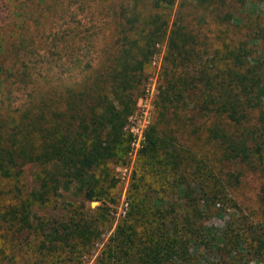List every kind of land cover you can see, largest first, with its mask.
I'll return each mask as SVG.
<instances>
[{
	"label": "trees",
	"instance_id": "16d2710c",
	"mask_svg": "<svg viewBox=\"0 0 264 264\" xmlns=\"http://www.w3.org/2000/svg\"><path fill=\"white\" fill-rule=\"evenodd\" d=\"M194 1L221 23L244 20L210 8L222 0ZM246 1L249 38L209 55L178 0H0V264H89L109 209L85 203L117 187L110 165L131 151L145 69L164 44L157 118L129 210L95 264H200L206 252L216 264L245 252L260 261L264 236L252 224L208 226L239 212L230 194L238 177L221 174L208 147L264 177V22ZM201 133L206 156L192 150ZM28 166L41 168L29 193ZM73 187L85 203L68 220L35 223V207Z\"/></svg>",
	"mask_w": 264,
	"mask_h": 264
},
{
	"label": "rangeland",
	"instance_id": "374dc122",
	"mask_svg": "<svg viewBox=\"0 0 264 264\" xmlns=\"http://www.w3.org/2000/svg\"><path fill=\"white\" fill-rule=\"evenodd\" d=\"M255 3L257 4V12L264 22V0H256ZM180 4L181 0H178L176 10L183 15L186 25L197 36L199 43H206V50L209 51V55L221 47L222 42L238 43L248 39L253 30V25H251L253 18L249 20L246 15L252 7L246 0L215 1L213 7H210L211 9H217L222 14L229 12V14H238L243 17L244 20H242L241 25L238 27L225 21L221 23L215 18V14L211 10L207 12L208 14L206 16V13L200 7H197L198 5L194 0H184L183 6H180ZM203 16L206 17L205 20H202ZM166 56L167 49L166 44H164L158 48L156 57L146 66L145 72L147 79L141 87L137 111L130 120L127 129V134L131 137V151L125 158V163L110 165L112 176L118 181V184L115 189L108 191L110 194L109 198L100 202L85 203L78 194L76 187H73L71 191H61L59 195L52 197L51 202L46 207L34 208L35 223L43 220L50 221L51 223L68 220L74 206L78 207L83 205V203L91 211L99 208L109 209L108 222L103 227L102 239L95 245L89 264H95L100 253L105 249V246L114 235L117 226L127 216L131 186L134 181L135 172L139 167L138 161L140 152L143 150L142 145H146L145 141L148 131L157 118L158 110L156 103L161 94L160 88L167 66ZM202 123L203 121L199 119L197 124L201 125ZM174 136L177 137L180 143L184 144L186 142L184 138H187V134H174ZM192 138L197 140L193 145V152L206 156L205 134H195ZM207 151L212 155V161L219 165L221 174L225 175L226 178L228 175L238 177V183L230 187V194L234 203L239 208V212H237L235 218H233L234 213L228 210L226 214L232 215H229L230 218L228 215H225L223 219L215 217L208 222V226L217 231L222 230L221 228H225L228 220H230L232 225L237 222L241 224V227L252 224L255 227L254 230L257 231L256 236H264V177L259 172L253 171L238 162H221L219 157H217V151L213 150L212 147H208ZM40 176V167L28 166L25 168L23 182L25 184V190L28 193L37 187ZM110 200H114L115 203H112ZM231 204L233 205V203ZM258 247L260 246L258 245ZM261 251L262 256L259 262L253 261L251 258L253 255H248L245 252L244 257L238 261H230L227 264H264V247ZM204 256L200 264H216L215 262L219 260L210 252H206Z\"/></svg>",
	"mask_w": 264,
	"mask_h": 264
},
{
	"label": "built area",
	"instance_id": "2783aa9c",
	"mask_svg": "<svg viewBox=\"0 0 264 264\" xmlns=\"http://www.w3.org/2000/svg\"><path fill=\"white\" fill-rule=\"evenodd\" d=\"M132 119V118H131Z\"/></svg>",
	"mask_w": 264,
	"mask_h": 264
}]
</instances>
